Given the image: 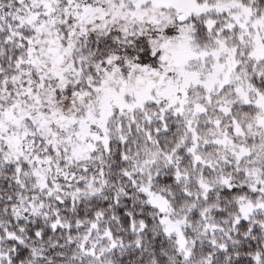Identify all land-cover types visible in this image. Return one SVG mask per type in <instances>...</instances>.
<instances>
[{
  "label": "snow or ice",
  "instance_id": "6c2138e0",
  "mask_svg": "<svg viewBox=\"0 0 264 264\" xmlns=\"http://www.w3.org/2000/svg\"><path fill=\"white\" fill-rule=\"evenodd\" d=\"M0 264H264V0H0Z\"/></svg>",
  "mask_w": 264,
  "mask_h": 264
}]
</instances>
